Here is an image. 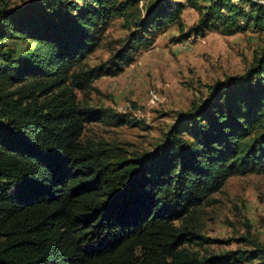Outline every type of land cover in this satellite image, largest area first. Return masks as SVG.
<instances>
[{
    "label": "trees",
    "instance_id": "trees-1",
    "mask_svg": "<svg viewBox=\"0 0 264 264\" xmlns=\"http://www.w3.org/2000/svg\"><path fill=\"white\" fill-rule=\"evenodd\" d=\"M28 0L0 9V264H264V247L201 257L188 220L234 176L264 173V53L211 88L152 151L128 155L82 141L86 125L131 123L79 101L131 64L167 23L179 40L264 29L252 0ZM183 1V2H181ZM199 19L187 31L184 7ZM128 36L89 68L107 23ZM238 20H244L241 26ZM8 40L33 43L16 56Z\"/></svg>",
    "mask_w": 264,
    "mask_h": 264
},
{
    "label": "rangeland",
    "instance_id": "rangeland-1",
    "mask_svg": "<svg viewBox=\"0 0 264 264\" xmlns=\"http://www.w3.org/2000/svg\"><path fill=\"white\" fill-rule=\"evenodd\" d=\"M158 1H140L142 14L146 6H154ZM26 2L0 0V9L13 10ZM198 2L201 6L208 3ZM180 16L185 31L199 19L187 6ZM238 22L241 26L245 23ZM127 36L124 20L113 17L84 65L94 68L107 62ZM179 37L177 25L167 23L118 75L96 80L95 90L87 96L77 93L79 101L90 109L108 111L131 122L119 127L90 123L82 135L84 143L118 147L128 155L152 151L182 115L191 113L207 100L212 87L227 78L245 75L264 53V29L251 26L232 36L208 31L203 37L183 40ZM4 44L16 56L34 46L21 40H8ZM187 224L208 240L197 241L200 246H189L201 257L236 250L253 251L255 244L264 247V173L229 178L208 203L191 214Z\"/></svg>",
    "mask_w": 264,
    "mask_h": 264
},
{
    "label": "built area",
    "instance_id": "built-area-1",
    "mask_svg": "<svg viewBox=\"0 0 264 264\" xmlns=\"http://www.w3.org/2000/svg\"><path fill=\"white\" fill-rule=\"evenodd\" d=\"M252 1L257 2V3L261 4V5H264V0H252Z\"/></svg>",
    "mask_w": 264,
    "mask_h": 264
}]
</instances>
